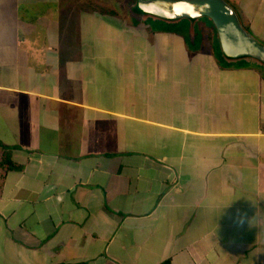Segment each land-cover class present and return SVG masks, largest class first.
<instances>
[{
	"label": "crops",
	"instance_id": "1",
	"mask_svg": "<svg viewBox=\"0 0 264 264\" xmlns=\"http://www.w3.org/2000/svg\"><path fill=\"white\" fill-rule=\"evenodd\" d=\"M131 7L0 0V264H264V63Z\"/></svg>",
	"mask_w": 264,
	"mask_h": 264
},
{
	"label": "water",
	"instance_id": "2",
	"mask_svg": "<svg viewBox=\"0 0 264 264\" xmlns=\"http://www.w3.org/2000/svg\"><path fill=\"white\" fill-rule=\"evenodd\" d=\"M132 12L162 21L206 16L211 19L224 56L252 57L264 63V45L244 29L235 10L226 0H136Z\"/></svg>",
	"mask_w": 264,
	"mask_h": 264
},
{
	"label": "rangeland",
	"instance_id": "3",
	"mask_svg": "<svg viewBox=\"0 0 264 264\" xmlns=\"http://www.w3.org/2000/svg\"><path fill=\"white\" fill-rule=\"evenodd\" d=\"M116 1V0H115ZM227 2V1H226ZM87 3V2H86ZM228 3V2H227ZM230 6H232L230 3H228ZM233 8V6H232ZM148 21H154L157 26H163L164 28H169V27H176L177 29H180V30H184V32L186 31H189L190 28L188 27H195L196 29V32L200 29V28H212V22L211 20L206 17V16H203V17H199L197 18L195 21H191V20H188V19H182L180 20V22H177V23H168L166 21H162V20H156L155 18H148ZM186 28V30H185ZM188 28V30H187ZM245 29V28H244ZM208 30V29H207ZM246 30V29H245ZM248 32V31H247ZM248 34L250 35V33L248 32ZM216 37V36H215ZM257 41V40H256ZM260 43V42H259ZM215 47L216 49L218 50V46H217V42H215ZM262 44V43H260Z\"/></svg>",
	"mask_w": 264,
	"mask_h": 264
},
{
	"label": "trees",
	"instance_id": "4",
	"mask_svg": "<svg viewBox=\"0 0 264 264\" xmlns=\"http://www.w3.org/2000/svg\"><path fill=\"white\" fill-rule=\"evenodd\" d=\"M138 16H140V17H146V18H150V16H143V15H138ZM180 20H182V19H180ZM180 20H176V21H166V22H168V23H177V22H180ZM211 20V19H210ZM212 22V21H211ZM212 29H213V32H214V35L216 36V39L218 40V38H217V32H216V29H215V27H214V25H213V23H212ZM223 56V55H222ZM9 161H8V156H4V160L2 161V164L3 165H8V166H10L11 164L10 163H8Z\"/></svg>",
	"mask_w": 264,
	"mask_h": 264
},
{
	"label": "flooded vegetation",
	"instance_id": "5",
	"mask_svg": "<svg viewBox=\"0 0 264 264\" xmlns=\"http://www.w3.org/2000/svg\"><path fill=\"white\" fill-rule=\"evenodd\" d=\"M131 1V3L133 4L136 0H130Z\"/></svg>",
	"mask_w": 264,
	"mask_h": 264
}]
</instances>
